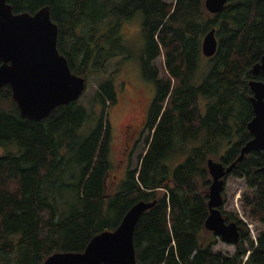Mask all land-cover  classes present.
Wrapping results in <instances>:
<instances>
[{"label":"trees","instance_id":"trees-1","mask_svg":"<svg viewBox=\"0 0 264 264\" xmlns=\"http://www.w3.org/2000/svg\"><path fill=\"white\" fill-rule=\"evenodd\" d=\"M6 2L14 13L49 6L57 48L70 70L97 80L92 100L99 115L86 136L74 138L89 117L78 99L32 121L20 115L10 88H0V264H41L56 251L81 252L95 234L115 229L140 200L155 204L134 227L136 264H264V151L245 155L230 173L245 178L240 202L245 216L262 226L256 241L242 219L225 214L240 233L235 253L225 254L213 249L216 238L204 227L206 160L229 165L252 137L246 127L253 116L248 81H264V74H251L264 48V0H228L218 13L208 12L204 0ZM136 12L144 40L140 70L155 90L145 149L110 194L108 116L121 82L107 63L122 54L121 26ZM211 28L217 51L204 58L194 79L201 40Z\"/></svg>","mask_w":264,"mask_h":264},{"label":"water","instance_id":"water-1","mask_svg":"<svg viewBox=\"0 0 264 264\" xmlns=\"http://www.w3.org/2000/svg\"><path fill=\"white\" fill-rule=\"evenodd\" d=\"M227 1L204 0V6L208 12L218 13ZM57 32L48 5L33 13H14L6 0H0V88L10 87L20 115L32 121L48 117L59 105L76 101L86 87V79L74 74L66 57L59 52ZM217 47L215 28H211L202 37L201 53L211 57ZM259 73L264 74V48L260 61L251 68L254 77ZM248 86L252 92L253 116L246 127L252 137L242 145L239 156L229 165L213 158L206 160L210 181L204 227L230 245L239 242L240 233L237 222L226 221L222 214L225 178L245 155L264 151V81L252 78ZM260 171L264 173V164ZM154 204L155 201L142 200L134 203L115 229L95 234L83 251H56L41 264H136L134 227L141 214Z\"/></svg>","mask_w":264,"mask_h":264},{"label":"rangeland","instance_id":"rangeland-1","mask_svg":"<svg viewBox=\"0 0 264 264\" xmlns=\"http://www.w3.org/2000/svg\"><path fill=\"white\" fill-rule=\"evenodd\" d=\"M165 1L173 2L174 0ZM120 30L122 34V41H120V46L123 49L122 54L107 63L109 71L117 70L116 75L121 82L118 100L110 108L108 116L112 129V139L109 152L111 168L107 177L106 192L110 194L116 193L120 189L122 182L126 178L127 170L137 165L138 155L145 149V137L148 133L146 129L142 130L140 139L133 146L125 149L126 135H128L126 131L128 126L135 128L137 125L138 127L143 125L155 90L153 83L145 80L140 70V57L144 44L141 13L136 12L130 19L124 21ZM204 58L206 57L203 56L200 61V69L194 79H197L202 73L201 71L205 65ZM156 62L159 66L160 58ZM96 81L94 78L88 79L83 93L78 98V101L86 106L89 117L78 130L79 135H75L74 138L86 136L97 122L99 109L92 100ZM129 144L131 145V141ZM13 149H15L14 145L8 148V150ZM4 151L1 149V153ZM165 162L168 163L169 160ZM177 162H172L169 165L171 169ZM245 190L246 182L244 177L227 175L222 191L224 203L221 210L223 215L228 214L235 219L247 221L249 235L253 241H256L257 230L262 226L250 221L244 214L240 196ZM215 238L216 243L213 245L215 251L229 255L235 253V245L224 243L216 236ZM248 252H246L244 258Z\"/></svg>","mask_w":264,"mask_h":264},{"label":"flooded vegetation","instance_id":"flooded-vegetation-1","mask_svg":"<svg viewBox=\"0 0 264 264\" xmlns=\"http://www.w3.org/2000/svg\"><path fill=\"white\" fill-rule=\"evenodd\" d=\"M5 86H8V85H5ZM145 122H146V120L143 121V125L141 127H138V125L135 128L128 126L127 131H126V134H128V135H126V146H125V149L126 148H130L131 146H133L135 144V142L137 140L140 139L141 134H142V130L145 129ZM130 141H131V145L129 144ZM260 151H262V150H260ZM0 152H1V149H0ZM259 170H260V168H259ZM244 222L247 224V221H244Z\"/></svg>","mask_w":264,"mask_h":264}]
</instances>
